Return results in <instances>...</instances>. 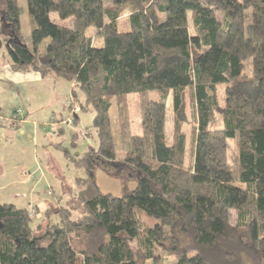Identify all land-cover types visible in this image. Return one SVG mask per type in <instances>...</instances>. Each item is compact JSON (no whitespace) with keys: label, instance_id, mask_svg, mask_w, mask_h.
Returning a JSON list of instances; mask_svg holds the SVG:
<instances>
[{"label":"trees","instance_id":"1","mask_svg":"<svg viewBox=\"0 0 264 264\" xmlns=\"http://www.w3.org/2000/svg\"><path fill=\"white\" fill-rule=\"evenodd\" d=\"M23 1L30 47L19 1L0 0L10 68L71 84L70 122L60 123L72 128L91 108L98 146L72 158L85 176L63 192L66 207L0 205V264H264V0ZM97 169L134 189L102 194ZM140 213L154 227L142 228Z\"/></svg>","mask_w":264,"mask_h":264},{"label":"rangeland","instance_id":"2","mask_svg":"<svg viewBox=\"0 0 264 264\" xmlns=\"http://www.w3.org/2000/svg\"><path fill=\"white\" fill-rule=\"evenodd\" d=\"M18 1L23 9V12L19 17L21 39L23 44L30 47V25L27 16V6L23 0ZM108 2L109 0H105V3ZM1 13L2 5L0 4V15ZM217 18L220 21L222 16L218 14ZM126 20V16H123L120 19L119 27L121 29L126 27ZM45 44L46 41L41 45V51L43 50ZM0 64H5L6 66L10 67L4 46L0 48ZM62 82L63 87L60 89V92L57 91V87L54 89L51 88V91L49 90V100L52 101V103L58 100L55 104L47 105L46 107L45 105L44 107H35V104L34 106L32 105L33 107L31 108V110L37 109L41 111L37 114H39V116H41L42 114L43 117L39 118L36 116L37 114L33 113L32 116L30 115V119L36 121V123L38 124L37 129L41 130L44 135L43 133H40L37 137V142L34 145L32 143H29V141H27L26 139H21L23 141L13 140L11 143V146H13L12 148H14V150H16L18 154H22L21 156H25L27 154L29 158H32L31 161L29 162L26 159L24 161H18L17 158L15 160H4V158L0 156V172L4 173V178H7L8 173L10 172L9 174L13 173L14 179L18 182L28 176H31V179L36 181L42 173L45 175H49V171L51 173L50 176L52 180L54 182H57H53V184H51V189L54 192V197L49 194H45L46 185L44 186L43 183L35 189L36 191L33 195H28V190L32 185L30 183L28 186H23L24 190L25 188L27 189V192H24V197L15 199L14 193L17 186L13 188V186L10 184L4 186L2 183H0V205L3 203L12 204L17 208H27L29 210L38 207V210H40V212L45 208H40L39 206H37V203L39 202L45 207L57 205L66 207L68 202L72 199L70 195H63V192H67L71 189L73 190V192H75L76 190L73 185L75 178H81L85 176L84 172L81 169H77L74 166L72 158H74L75 155L82 156L89 147L97 148L98 141L94 134V131L91 128L94 115L91 108H88L86 111L81 112L78 115V121L74 123L72 128H68L64 125L68 123L66 118L68 117L69 113V110L67 109V100L70 97L71 89L69 83L65 81ZM10 85L11 84L8 82L0 81V123H4V121L8 118V115L5 111V106L7 104V99L9 96L8 91L10 89ZM29 90L30 88H28V91ZM219 93H222V88L219 89ZM78 97L80 98V95H78ZM150 98L151 100H155L156 95L154 93L150 94ZM69 102L71 101L69 100ZM113 102L114 106L110 110L111 123L116 148H119L118 118L117 111L115 110L116 103L115 101ZM128 104L131 130L133 133L138 134L140 132V118L137 109V96H131L128 99ZM74 109V111H78L77 107H75ZM31 110L29 111L30 113ZM48 116H52L55 118H53L52 121L51 119H48ZM179 118L181 120V130L186 135V137L189 138L191 136L193 128V122L191 119L190 101L187 92L184 95L183 109L179 114ZM62 119H65L64 124L63 122L60 123ZM46 120L47 122L49 120V123L55 126L54 131L51 130L50 132V128H48V132H44V127L42 126V124L45 125L47 123ZM86 131L87 133L91 132V136L90 134H87V138H83L81 133H84ZM53 133L55 134L54 136ZM1 151L2 154H5V149H0V153ZM116 153L117 156L120 157L119 150H117ZM23 170H25V176L21 175V172ZM94 176L96 185L102 194H111L113 196L120 197L126 192H130L135 187V182L133 180L125 181L124 183H122L121 180L112 178L99 169L95 170ZM78 212L79 211L77 210V212L73 213L74 219L78 217ZM39 216L36 217L37 220L32 222L33 225L37 223L38 219L40 218ZM234 219L235 212L231 211L230 220L232 224L234 223ZM139 221L141 223V227L144 229L152 228L156 224L154 220L147 218L141 213L139 214ZM130 247L132 248V250L136 251V242H131ZM160 254V250L155 251L156 257H158ZM161 264H176V258L166 257L162 260Z\"/></svg>","mask_w":264,"mask_h":264},{"label":"crops","instance_id":"3","mask_svg":"<svg viewBox=\"0 0 264 264\" xmlns=\"http://www.w3.org/2000/svg\"><path fill=\"white\" fill-rule=\"evenodd\" d=\"M0 81L8 82L11 84L9 86V96L7 99V104L5 106V111L8 115V118L4 121V123H0V149H5V154H2L1 151L0 156L3 157L4 160H15L17 158L18 161H24L26 159L30 162L32 158H29L27 154L25 156H21L22 154H18L16 150L12 148L13 146H11V143L13 140L23 141L21 139H26L33 145L37 142V137L40 133L43 132L37 129L38 124L35 120H31L30 117L33 115V113L37 114L41 111L37 109L31 110V108L34 106V104L36 105L35 107H44V105L46 107L47 105L55 104L58 100H56L54 103L49 100V90L51 91V88L54 89L57 87V91L60 92V89L63 87V82L52 77L42 78L39 74L33 71L14 72L5 64H0ZM69 86L71 88V84H69ZM28 88H30L29 91ZM30 110L31 113L29 112ZM16 111H21V113L15 120L14 115ZM36 116L39 118L43 117L42 114L41 116H39V114H37ZM50 117L51 116H48V119H50ZM42 126L44 127V132H48V128H50V132L51 130H55V126L51 125L49 123V120L45 125L42 124ZM54 135L55 134L53 133V136ZM9 173L7 178H4V173L0 172V183H2L4 186L10 184L13 186V188L17 186L14 193L15 199L24 197L27 189L25 188L24 190L23 186H28L30 183L32 184L31 188L28 190V195L30 196L35 193V189L39 185H42V183L44 186L46 185L45 194L53 195L54 193L51 189V184H53L54 181L52 180L50 176L51 173L49 171V175H45L42 173L36 181L32 180L31 176H28L19 182L14 179L13 173ZM21 175H26L25 170L21 172ZM54 183L57 182L55 181ZM37 206H39L40 208H45V206L40 202L37 203Z\"/></svg>","mask_w":264,"mask_h":264},{"label":"built area","instance_id":"4","mask_svg":"<svg viewBox=\"0 0 264 264\" xmlns=\"http://www.w3.org/2000/svg\"><path fill=\"white\" fill-rule=\"evenodd\" d=\"M21 113V111H16L15 115H14V119L16 120L17 116ZM53 120V119H52ZM67 122L69 123L70 121L67 120Z\"/></svg>","mask_w":264,"mask_h":264},{"label":"water","instance_id":"5","mask_svg":"<svg viewBox=\"0 0 264 264\" xmlns=\"http://www.w3.org/2000/svg\"><path fill=\"white\" fill-rule=\"evenodd\" d=\"M1 227V226H0Z\"/></svg>","mask_w":264,"mask_h":264}]
</instances>
